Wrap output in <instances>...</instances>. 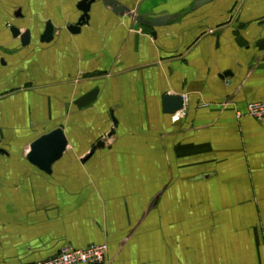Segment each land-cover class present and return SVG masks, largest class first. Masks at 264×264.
<instances>
[{
    "label": "crops",
    "instance_id": "0c3cea01",
    "mask_svg": "<svg viewBox=\"0 0 264 264\" xmlns=\"http://www.w3.org/2000/svg\"><path fill=\"white\" fill-rule=\"evenodd\" d=\"M79 1L0 0V264H264V0H95L72 33ZM56 128L47 173L27 156Z\"/></svg>",
    "mask_w": 264,
    "mask_h": 264
},
{
    "label": "water",
    "instance_id": "95a60500",
    "mask_svg": "<svg viewBox=\"0 0 264 264\" xmlns=\"http://www.w3.org/2000/svg\"><path fill=\"white\" fill-rule=\"evenodd\" d=\"M95 0H80L77 4V9L81 11V16L76 23L68 26V30L72 33H78L83 24H85L89 17V10L91 4ZM106 3L112 5L115 3V0H104ZM212 0H195L193 3L194 7H198L202 4L208 3ZM20 13L18 12V15ZM172 16L167 15L159 18L152 19L151 25H163L165 24ZM10 31L13 37H19L21 45H26L29 42L30 32L25 30L20 32V29L11 26ZM53 39V26L50 22H47L45 29L40 36L41 42H49ZM164 111L167 113H175L182 109L183 99L181 96L174 95H165L163 98ZM67 139L61 128H56L49 133L41 135L38 137L30 146V151L28 154V159L34 165H36L41 170L50 173L52 164L57 161L67 147ZM104 145L102 140H99L90 150L92 153L95 149L100 148Z\"/></svg>",
    "mask_w": 264,
    "mask_h": 264
},
{
    "label": "built area",
    "instance_id": "2783aa9c",
    "mask_svg": "<svg viewBox=\"0 0 264 264\" xmlns=\"http://www.w3.org/2000/svg\"><path fill=\"white\" fill-rule=\"evenodd\" d=\"M178 112L173 114V119L179 118ZM245 115L255 120L264 119V99L247 102ZM106 254V244H91L84 248L64 246L56 255L32 264H103Z\"/></svg>",
    "mask_w": 264,
    "mask_h": 264
}]
</instances>
